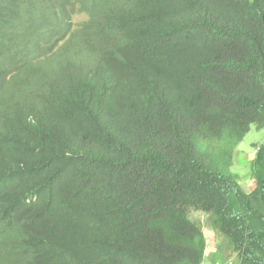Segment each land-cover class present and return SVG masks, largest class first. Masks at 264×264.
Segmentation results:
<instances>
[{
	"label": "trees",
	"instance_id": "1",
	"mask_svg": "<svg viewBox=\"0 0 264 264\" xmlns=\"http://www.w3.org/2000/svg\"><path fill=\"white\" fill-rule=\"evenodd\" d=\"M252 125L264 0H0V264H264Z\"/></svg>",
	"mask_w": 264,
	"mask_h": 264
},
{
	"label": "rangeland",
	"instance_id": "2",
	"mask_svg": "<svg viewBox=\"0 0 264 264\" xmlns=\"http://www.w3.org/2000/svg\"><path fill=\"white\" fill-rule=\"evenodd\" d=\"M83 14H76L73 22L83 18ZM264 142V128L257 129L254 125L245 134L243 139L237 144L234 155V164L231 170L237 175L238 182L248 186L246 189H253L254 182L250 178L251 160L254 157L258 145ZM189 217L196 222L206 238L205 257L202 264H237L235 253L231 252L228 244L223 240L222 235L211 225L210 216L206 213L196 211L191 208ZM218 249V250H217ZM220 252L217 260L214 255Z\"/></svg>",
	"mask_w": 264,
	"mask_h": 264
},
{
	"label": "clouds",
	"instance_id": "3",
	"mask_svg": "<svg viewBox=\"0 0 264 264\" xmlns=\"http://www.w3.org/2000/svg\"><path fill=\"white\" fill-rule=\"evenodd\" d=\"M83 19H86V15H84V17L81 18L80 20L73 22V24L76 26V23L79 22V21H81V20H83ZM72 20H73V19H72ZM258 148H259V147L257 146L256 151H257ZM252 181H253V180H252ZM29 199H30V198H28L27 201H29Z\"/></svg>",
	"mask_w": 264,
	"mask_h": 264
},
{
	"label": "crops",
	"instance_id": "4",
	"mask_svg": "<svg viewBox=\"0 0 264 264\" xmlns=\"http://www.w3.org/2000/svg\"><path fill=\"white\" fill-rule=\"evenodd\" d=\"M249 186V185H248Z\"/></svg>",
	"mask_w": 264,
	"mask_h": 264
}]
</instances>
